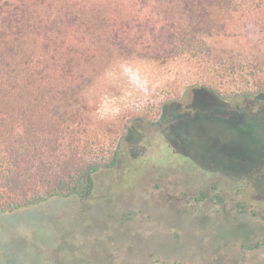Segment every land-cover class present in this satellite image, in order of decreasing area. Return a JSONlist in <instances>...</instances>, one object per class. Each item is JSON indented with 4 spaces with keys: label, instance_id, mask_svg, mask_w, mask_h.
Returning <instances> with one entry per match:
<instances>
[{
    "label": "trees",
    "instance_id": "trees-1",
    "mask_svg": "<svg viewBox=\"0 0 264 264\" xmlns=\"http://www.w3.org/2000/svg\"><path fill=\"white\" fill-rule=\"evenodd\" d=\"M131 63L173 99L264 97V0H0V214L91 195L132 118L98 113L102 80Z\"/></svg>",
    "mask_w": 264,
    "mask_h": 264
},
{
    "label": "rangeland",
    "instance_id": "rangeland-1",
    "mask_svg": "<svg viewBox=\"0 0 264 264\" xmlns=\"http://www.w3.org/2000/svg\"><path fill=\"white\" fill-rule=\"evenodd\" d=\"M168 76L131 63L103 78L98 113L132 117L116 165L85 199L0 214V264L264 262V246L242 248L264 238V97L185 88L173 99Z\"/></svg>",
    "mask_w": 264,
    "mask_h": 264
}]
</instances>
